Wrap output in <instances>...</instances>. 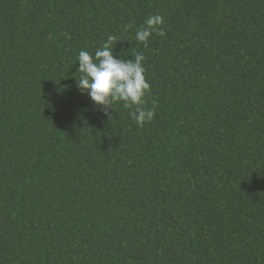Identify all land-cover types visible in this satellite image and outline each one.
Wrapping results in <instances>:
<instances>
[{
  "label": "trees",
  "instance_id": "16d2710c",
  "mask_svg": "<svg viewBox=\"0 0 264 264\" xmlns=\"http://www.w3.org/2000/svg\"><path fill=\"white\" fill-rule=\"evenodd\" d=\"M109 34L143 127L77 86ZM0 264H264V0H0Z\"/></svg>",
  "mask_w": 264,
  "mask_h": 264
},
{
  "label": "clouds",
  "instance_id": "9594fccd",
  "mask_svg": "<svg viewBox=\"0 0 264 264\" xmlns=\"http://www.w3.org/2000/svg\"><path fill=\"white\" fill-rule=\"evenodd\" d=\"M163 24L162 15H150L145 24L137 29L136 41L147 47L153 34L165 36ZM116 39L109 34L94 56L85 50L79 52L77 72L81 75L77 86L96 106L112 109L114 103H122L124 108L134 109L129 115L138 126L143 127L156 114L155 103L151 108L144 106L145 97L150 93V84L145 77V56L136 52L131 60L117 58L112 46ZM105 115L112 118L107 110Z\"/></svg>",
  "mask_w": 264,
  "mask_h": 264
}]
</instances>
